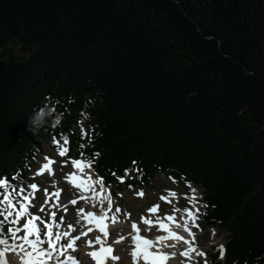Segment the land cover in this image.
Instances as JSON below:
<instances>
[{"label": "trees", "instance_id": "1", "mask_svg": "<svg viewBox=\"0 0 264 264\" xmlns=\"http://www.w3.org/2000/svg\"><path fill=\"white\" fill-rule=\"evenodd\" d=\"M47 106L60 122L35 135ZM60 132L117 189L197 183L224 264H264V0H0V178Z\"/></svg>", "mask_w": 264, "mask_h": 264}, {"label": "snow or ice", "instance_id": "2", "mask_svg": "<svg viewBox=\"0 0 264 264\" xmlns=\"http://www.w3.org/2000/svg\"><path fill=\"white\" fill-rule=\"evenodd\" d=\"M85 135L82 129V136ZM54 144L57 145L58 155L63 158L66 155L67 148H60L59 141L56 137H53ZM64 143L67 144V137L65 136ZM82 149L83 144L80 146ZM46 163L38 169L36 175L43 174L46 170L51 173L52 165L56 164L55 159L45 157ZM65 164L67 161L64 162ZM72 165L76 169L83 171L84 168L91 169V164H84L82 159H74L71 161ZM135 164V161H133ZM128 169H125L127 174ZM115 175V173H113ZM16 177H13L15 180ZM69 179L72 185L78 188H85V180L82 177L77 176L75 173L69 176ZM91 177H89V180ZM123 182V178H119ZM103 181V178H100ZM103 186V185H101ZM131 187V185H129ZM38 185L36 183H31L27 187L22 184H13L8 181L7 177L0 178V264H14L11 259V255H14L19 258L20 264H49V261L54 259L52 253H58L59 255H64L68 249H74L77 245V242L85 243L81 241V236L87 237L89 233L93 232V228L89 227L87 231L81 232L80 235L72 236L69 231L60 232L58 230L61 225L64 223V218L61 216L59 222L56 221L57 211L53 209H59L63 207L66 210V205H59V191L49 193L45 188L44 195L45 201L44 204L40 206L39 212L43 213L45 209H48V217L46 220H42L40 215L33 214L30 212V208L34 207L32 200L35 199V192L38 191ZM139 196H143L144 193L141 190L138 193ZM175 195V193H172ZM55 197V200L53 199ZM165 199V197H161ZM72 204H76V200L71 201ZM101 207L98 211H102L103 201L100 202ZM159 209V205H153L148 208L146 211L148 213H156ZM84 209H78V212H83ZM198 211V210H197ZM189 215L192 213L189 211ZM130 216V214H129ZM11 218V219H9ZM88 223H95L96 227L99 229L100 233L104 237L109 235L108 225L105 223V216H97L96 213L88 212L87 213ZM166 219L169 221L175 220V217L172 215H167ZM21 220L24 222L21 224ZM113 224H115L116 218L112 217ZM142 224L138 226L136 222L131 224V228L136 233V235L129 234V237L124 235H119L114 238L113 244H120L127 239L133 241V247L131 255L134 258V264H138L139 258H143L145 264H169V261L175 259L179 256L181 259H191V254L196 252V249L189 247L186 250H182L177 253L175 250L168 251V249H175L177 245L175 243H166L170 239L175 241H183L186 244H192L194 241H186L185 237L178 235L176 232L171 231L169 225L166 223H160L159 229H163L168 232V235H159L153 238H148L152 231L153 221L141 217ZM38 221L42 223V227L38 225ZM6 223L15 225V227H9L7 232L4 231V226ZM67 228L76 231L73 227V224H67ZM143 228L144 233L148 235H140ZM115 235V233H113ZM64 244H60V241L65 240ZM87 245L91 247L94 243L101 245L98 251H91L87 253V256H90L96 264H105L106 258H110L112 261H119L121 257L119 255H113L114 249L111 246L105 247L104 244L106 241L102 239L100 235H95L94 239H89L86 241ZM220 258L223 259L225 256L224 245H220ZM81 254L83 249H81ZM200 256H204L203 252L197 253ZM69 261L72 264H88L87 260L78 261L72 255H68ZM57 264H63L62 261H58Z\"/></svg>", "mask_w": 264, "mask_h": 264}, {"label": "rangeland", "instance_id": "3", "mask_svg": "<svg viewBox=\"0 0 264 264\" xmlns=\"http://www.w3.org/2000/svg\"><path fill=\"white\" fill-rule=\"evenodd\" d=\"M20 46L23 45L19 42L12 44V53L16 54L19 58L27 57L29 55L28 48ZM83 131L85 132L86 130ZM88 162L93 166V160L88 159ZM59 166V171L63 174L65 173V171L68 172L70 169H72L70 163H66L65 167H63V162H60ZM93 168L95 169V166H93ZM160 175L161 176H159L158 179L154 182V184H152L149 188H134L131 186L128 189L118 191L119 195H117L115 201L118 202L117 212L121 214L119 218L122 220V222L125 223V230L129 231V224L131 220H140L142 215L150 214L146 210L150 208L151 204L161 205L163 211L161 215L157 216L161 217L167 216L174 212H181L182 209H184L189 204V200L203 198V189L198 185L192 184L188 187H185L183 184L179 183V181H174L173 178H168L164 174ZM57 180L58 182L56 186L64 184L62 178H59ZM96 187L98 188L99 185H97ZM141 190L144 193L142 197L138 195ZM171 191H175V195L177 196V199L175 201L171 199ZM161 197H165V199L162 200ZM166 200H172L173 203L166 204ZM107 204L108 202L106 201L105 204L102 205L103 208H105ZM80 208H82V205L75 207L71 211L70 216L72 217V214L74 213L77 215L78 209ZM205 210L206 204L203 203L202 212H205ZM203 225V229L199 231L200 247L207 251L206 257H209L214 251L216 252L217 250H220V245H224L225 235L217 227H211L205 223ZM81 241H85V243H81V245L78 244L79 246H77V252L81 254V249H83L84 254L82 255L86 256V260L88 261V256L85 255L87 254L86 240ZM125 245L126 244H123L124 248ZM224 261V258L221 259L219 256L218 260H216L214 263L224 264Z\"/></svg>", "mask_w": 264, "mask_h": 264}, {"label": "bare ground", "instance_id": "4", "mask_svg": "<svg viewBox=\"0 0 264 264\" xmlns=\"http://www.w3.org/2000/svg\"><path fill=\"white\" fill-rule=\"evenodd\" d=\"M93 196H95V194L93 195ZM92 196V197H93ZM171 196H172V194H171ZM98 197H96V199H97ZM104 198H106V197H104ZM174 209V208H173ZM180 210V209H179ZM183 210V209H182ZM181 211V210H180ZM73 213V212H72ZM175 213V212H174ZM71 219L72 220H74L75 222H76V224H78V225H80L81 223H82V220H83V218L81 219V216L79 215V214H72V217H71ZM117 222L115 223V224H120V226L118 227V229H119V234L118 235H122V234H125V232H121V231H123L124 230V222H122V221H120V220H116ZM203 229V228H202ZM152 231H153V226H152ZM152 231H151V233H152ZM150 233V234H151ZM202 235V234H201ZM129 241H131L132 243H133V241L131 240V239H127L125 242H124V244H128L129 243ZM170 243H175L176 245H177V247L175 248V250L177 251V253H179L180 251H182V250H184L185 249V246H182V244L181 243H179V242H177V241H172V242H170ZM120 252H125L124 253V259H122L123 261H121L120 263H122V264H124V263H126V258L128 259L129 258V255H128V253L124 250V246H121L120 247ZM200 250H202L204 253H206L205 252V250L204 249H197V252H199ZM9 255L11 256V259H12V261L14 262V264H19L20 263V261H19V258L18 257H16V256H14V255H11V253H9ZM77 255H80V260L81 261H84V260H86V256H83L82 254H77ZM116 255V254H115ZM74 257V256H73ZM193 259H195V256H194V254H192L191 255V259L190 260H193ZM186 260H189V259H181L179 256H177L175 259H172V263H179V264H185L186 263ZM67 262L68 263H71V261H64L63 262V264H67ZM114 263H118V261H113ZM119 263V264H120ZM133 263H134V260H133ZM49 264H56V263H54L53 261H49ZM138 264H140L139 263V261H138ZM192 264H194V263H192Z\"/></svg>", "mask_w": 264, "mask_h": 264}, {"label": "clouds", "instance_id": "5", "mask_svg": "<svg viewBox=\"0 0 264 264\" xmlns=\"http://www.w3.org/2000/svg\"><path fill=\"white\" fill-rule=\"evenodd\" d=\"M60 117L51 106L34 108L28 117L29 131L37 134L48 124H59Z\"/></svg>", "mask_w": 264, "mask_h": 264}]
</instances>
